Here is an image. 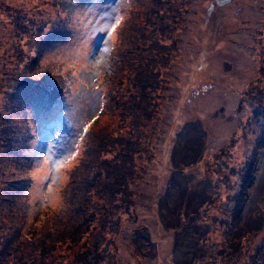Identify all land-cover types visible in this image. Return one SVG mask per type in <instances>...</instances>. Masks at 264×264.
<instances>
[{
	"label": "rangeland",
	"instance_id": "374dc122",
	"mask_svg": "<svg viewBox=\"0 0 264 264\" xmlns=\"http://www.w3.org/2000/svg\"><path fill=\"white\" fill-rule=\"evenodd\" d=\"M139 1L0 0V257L9 254L2 264L18 255L42 264L49 259L31 251L59 237L52 264H82L75 260L84 247L97 249L98 264H257L259 245L264 259V150L242 218L244 200L236 202L264 132V0H152L169 24L152 32L165 61L151 91L155 118L131 133L138 146L131 207L108 203L112 212L97 211L85 228L64 199L79 186L69 179L93 142L92 117L90 128L131 130L110 96L132 91L120 53L146 7ZM29 87L50 90L47 109L25 99ZM189 121L200 134L191 153L176 139ZM52 161L64 166L50 170ZM100 223L109 228L100 231Z\"/></svg>",
	"mask_w": 264,
	"mask_h": 264
},
{
	"label": "trees",
	"instance_id": "16d2710c",
	"mask_svg": "<svg viewBox=\"0 0 264 264\" xmlns=\"http://www.w3.org/2000/svg\"><path fill=\"white\" fill-rule=\"evenodd\" d=\"M151 2L152 0H150V2L149 0L139 1L142 7L144 5L146 7L143 8L141 18L132 29V36L125 39L128 44L125 45L126 51L124 50L120 53L122 59L125 58V60H128L129 70H132L133 73L130 77L132 91L127 90L118 96L115 94H111L110 96L113 104L119 109L121 115L124 116V119H128V124L130 125L131 130L127 128L126 133L120 132L118 135H115L114 132H103V129L98 130V128L92 126V128H90V125H96L98 120V115L97 117H92L86 131L87 134H89V139L91 138L92 133L93 142L86 146L85 159L69 179L71 186L74 185V182L78 183L79 186L77 188L76 186H73L72 189L63 191L66 203L72 204V214L80 216L85 228L86 224H92L95 221L97 211L100 210L102 217L104 216V212L108 213V210L112 212V208L107 206L108 203L113 202L112 205L115 210L124 209L128 211L129 207H131V202L133 201V189L130 187V183L134 181L136 177L134 174V154L138 151V146L136 142L132 141L131 133L132 130H139L144 124V118L151 120L155 118L154 114L157 108L158 96L157 94H152L151 91L153 90L154 85L160 87L159 83L161 81L162 71L158 69V66L160 62L164 63L165 61L159 57L160 54L157 52L158 45H161L159 42L160 40L156 38L152 32H158V29L161 27L159 34H163V31H166L164 26L169 24L163 21L164 18L160 17V13L157 11L158 9L156 6L158 2L155 1L153 7L150 6ZM148 6L150 7L147 9ZM40 72L43 71L40 70ZM31 84L36 85V83ZM18 85L19 87H23L22 79L18 80ZM17 92H19V90H17ZM22 92H24L27 101H36V104L44 106V109H47L49 104L53 102L49 94L50 90H48L47 87H42L36 91L31 90L29 87L28 91L22 90ZM12 93H14V91H12ZM14 100L15 99L10 98V104L8 105L11 107L14 106ZM99 113L102 112L99 110ZM257 121L260 123L259 119ZM198 127L199 125L197 121H189V125L187 127L185 126L183 130H180L176 137V139L182 140V145L190 147L184 148L190 153L197 150V140L200 138ZM193 133H195L196 138L190 137L192 139L190 140L189 135ZM200 141L202 143V138ZM254 144L257 145V150L254 147V150L251 153L253 157L248 161L246 172L243 176L245 181L250 182L248 185H242L244 187L240 186L236 195V202L239 201V198L244 200L238 208V214L241 218L242 208L245 207L247 200H251L249 190L253 186L255 174L258 169L257 164L260 162L264 150V132ZM140 152L141 150H139L137 155H139ZM192 154L199 155V152ZM169 192L170 189L167 187L166 193H164L162 199L163 201L165 198L168 201V197H170ZM226 204L228 205L229 203ZM231 206H233V204H231ZM71 222L74 223L75 220ZM235 222L239 226L238 220ZM105 225L106 224H103L102 226L101 223L99 224L100 231L109 228ZM112 226V230H115L116 226ZM77 228L78 223L72 227V230H76ZM238 228H240V226ZM19 229L20 228L15 231ZM20 234L21 231H19L18 235ZM77 238L78 237H76V239ZM16 239L18 240L19 237H16ZM59 239L60 237L49 241L45 248H41V244L38 243V250L31 251L30 258L35 260L37 258H41V260L49 259L46 262H42V264H52L54 256L51 254L56 241ZM22 240L23 238H20L18 243L22 242ZM29 240L30 238H27V241ZM10 241L13 240L11 239L5 243L9 244ZM259 247L256 256L253 254V262L262 264L264 259L262 257L261 245H259ZM6 255L9 254L5 253L3 256L5 257ZM78 256L80 257L76 258L77 260H75V262H81L82 264H88L89 262L91 264H98L101 260V256L97 253L95 247L92 249L84 247V250H82ZM4 257H0V264L5 260ZM30 258L29 261H31ZM18 259L20 260L18 261ZM15 262L24 264V256L21 258L20 255H18L14 260V263Z\"/></svg>",
	"mask_w": 264,
	"mask_h": 264
},
{
	"label": "snow or ice",
	"instance_id": "6c2138e0",
	"mask_svg": "<svg viewBox=\"0 0 264 264\" xmlns=\"http://www.w3.org/2000/svg\"><path fill=\"white\" fill-rule=\"evenodd\" d=\"M119 24H120V20L119 19H116L115 25L112 26L111 31L114 32L115 29H116V26L119 25ZM105 31H107V30H105ZM104 51H107V49H105ZM63 166H64V163L63 162L52 161L51 162V168H50V170L59 171ZM45 179H47V177H45ZM48 190H49V192L52 191V189H51L50 186H48ZM38 199H39V197H38Z\"/></svg>",
	"mask_w": 264,
	"mask_h": 264
},
{
	"label": "water",
	"instance_id": "95a60500",
	"mask_svg": "<svg viewBox=\"0 0 264 264\" xmlns=\"http://www.w3.org/2000/svg\"><path fill=\"white\" fill-rule=\"evenodd\" d=\"M231 0H215L216 4L219 6L228 4Z\"/></svg>",
	"mask_w": 264,
	"mask_h": 264
}]
</instances>
